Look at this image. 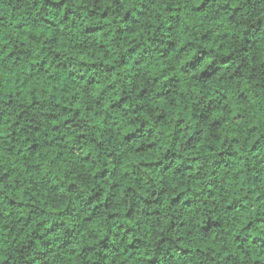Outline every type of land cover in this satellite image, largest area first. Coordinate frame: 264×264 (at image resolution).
<instances>
[{
	"label": "clouds",
	"instance_id": "obj_1",
	"mask_svg": "<svg viewBox=\"0 0 264 264\" xmlns=\"http://www.w3.org/2000/svg\"><path fill=\"white\" fill-rule=\"evenodd\" d=\"M0 264H264V0H0Z\"/></svg>",
	"mask_w": 264,
	"mask_h": 264
},
{
	"label": "trees",
	"instance_id": "obj_2",
	"mask_svg": "<svg viewBox=\"0 0 264 264\" xmlns=\"http://www.w3.org/2000/svg\"><path fill=\"white\" fill-rule=\"evenodd\" d=\"M29 87H31V85H29ZM143 162H151L150 160H145V161H143Z\"/></svg>",
	"mask_w": 264,
	"mask_h": 264
}]
</instances>
